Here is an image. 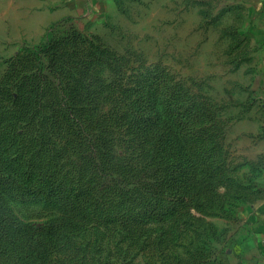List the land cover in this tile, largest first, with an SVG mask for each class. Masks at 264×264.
Wrapping results in <instances>:
<instances>
[{
  "label": "rangeland",
  "instance_id": "1",
  "mask_svg": "<svg viewBox=\"0 0 264 264\" xmlns=\"http://www.w3.org/2000/svg\"><path fill=\"white\" fill-rule=\"evenodd\" d=\"M254 8L0 0V139L93 201L47 260L0 247V264H254L264 236V21ZM9 207L14 227L64 217L35 197Z\"/></svg>",
  "mask_w": 264,
  "mask_h": 264
},
{
  "label": "trees",
  "instance_id": "2",
  "mask_svg": "<svg viewBox=\"0 0 264 264\" xmlns=\"http://www.w3.org/2000/svg\"><path fill=\"white\" fill-rule=\"evenodd\" d=\"M136 118V135L144 140V116L140 113ZM180 119L184 124V117ZM67 121L72 124L71 119ZM25 196L58 203L64 217L41 225L12 226L7 219V213L11 211L9 201ZM92 202V196L82 186L34 164L23 163L0 139V247L10 249L18 259L47 260L55 245L78 233L82 223L87 221Z\"/></svg>",
  "mask_w": 264,
  "mask_h": 264
},
{
  "label": "crops",
  "instance_id": "3",
  "mask_svg": "<svg viewBox=\"0 0 264 264\" xmlns=\"http://www.w3.org/2000/svg\"><path fill=\"white\" fill-rule=\"evenodd\" d=\"M255 5L254 16L257 21H264V0H252ZM259 253L254 260V264H264V236L259 243Z\"/></svg>",
  "mask_w": 264,
  "mask_h": 264
}]
</instances>
